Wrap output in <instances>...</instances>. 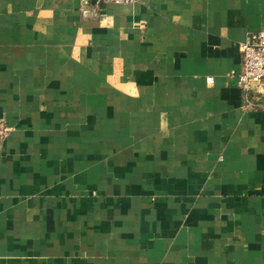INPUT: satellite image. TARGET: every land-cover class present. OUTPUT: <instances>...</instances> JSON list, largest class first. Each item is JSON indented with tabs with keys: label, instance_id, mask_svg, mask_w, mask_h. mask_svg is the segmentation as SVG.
Here are the masks:
<instances>
[{
	"label": "crops",
	"instance_id": "0c3cea01",
	"mask_svg": "<svg viewBox=\"0 0 264 264\" xmlns=\"http://www.w3.org/2000/svg\"><path fill=\"white\" fill-rule=\"evenodd\" d=\"M95 2L0 0V264H264V0Z\"/></svg>",
	"mask_w": 264,
	"mask_h": 264
},
{
	"label": "built area",
	"instance_id": "2783aa9c",
	"mask_svg": "<svg viewBox=\"0 0 264 264\" xmlns=\"http://www.w3.org/2000/svg\"><path fill=\"white\" fill-rule=\"evenodd\" d=\"M138 0H96L95 7L106 5H132ZM240 64L231 71L238 89L242 92L246 107L264 113V29L250 33L239 44ZM209 81H212L210 78ZM8 136L7 127L0 126V141Z\"/></svg>",
	"mask_w": 264,
	"mask_h": 264
}]
</instances>
